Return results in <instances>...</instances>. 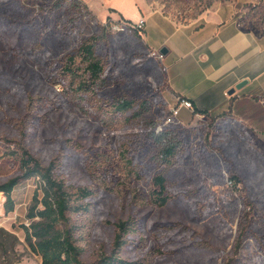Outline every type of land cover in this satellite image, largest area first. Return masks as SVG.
I'll return each mask as SVG.
<instances>
[{"label":"rangeland","instance_id":"obj_1","mask_svg":"<svg viewBox=\"0 0 264 264\" xmlns=\"http://www.w3.org/2000/svg\"><path fill=\"white\" fill-rule=\"evenodd\" d=\"M146 1L183 22L198 18L210 2L231 3L240 23L264 33V0ZM104 3L115 6L108 9L112 19L90 10L84 0H0V184L20 174V162L8 152L22 143L45 165L54 161L57 174L66 182L95 188L96 195L91 199L95 214L71 215L77 225L76 243L82 247L81 264H98L114 253L132 264H225L235 258L242 264H264V109H255L253 119L248 121L251 126L225 118L210 125V118L196 111L185 118L179 114L175 123L166 124L170 107L178 100L168 90L162 59L151 53L160 48L154 41L157 27L162 25L160 12L149 16L145 0ZM118 11L128 12L129 19L122 18ZM134 16L137 19H132ZM145 16L151 28L149 43L154 49L143 39L145 29L139 31L140 36L110 26L117 20L134 25ZM14 29L21 30L23 37L13 33ZM87 38H98L114 57L115 64L105 73L103 94L148 100L147 111L140 118L119 123L126 124L123 128L112 129L86 113L83 104L62 94L64 82L49 80L45 61L77 49ZM29 96L43 102L30 110L31 116ZM160 127L177 129L183 140L188 139L186 130L191 128L197 129L201 137L209 135L213 147L222 150L241 178L237 184L230 183L233 172L222 154L199 148L192 150V158L184 167L169 171L172 181L182 185L185 178L201 170L218 195L227 187H235L243 196L230 201L221 215H208L198 221L196 197L182 195L183 189L195 187L194 183L182 189L176 186L177 196L164 206L137 199L151 188L156 172L155 166L149 167L145 160L144 178L133 183V191L117 186L113 189L110 181L97 184L90 160L95 148L111 146L117 150L119 142L129 138L121 135L130 132L138 133L131 137L138 148L143 134ZM68 139L73 142L67 143ZM75 141L85 146L86 155L72 147ZM36 190L41 195L39 177L22 180L13 189L11 210L0 190V264H43L42 255L34 249L24 228L31 222L27 213ZM246 215L259 238L248 233L238 242ZM132 220L139 221L138 226L125 233L124 244L115 251L113 223ZM167 221L182 223L188 230H167L158 224ZM193 230L198 233L195 239L190 233ZM205 241L213 245V251L199 246Z\"/></svg>","mask_w":264,"mask_h":264},{"label":"trees","instance_id":"obj_2","mask_svg":"<svg viewBox=\"0 0 264 264\" xmlns=\"http://www.w3.org/2000/svg\"><path fill=\"white\" fill-rule=\"evenodd\" d=\"M134 32L141 36L139 31ZM13 33L19 38L23 37L21 30L14 29ZM40 47L42 48L43 45ZM45 62L50 75L49 80L52 83L64 82L62 94L65 97H70L77 104H83L81 107L84 109L82 110L96 116L112 129L125 127L126 124L120 126L118 124L125 123L131 118H140L147 111V99L131 100L122 96L103 94L106 70L115 64V61L111 50L108 47H103L98 38H87L77 49L65 53L60 58L48 59ZM39 100L37 97H28L27 106L30 116L32 115L30 110L43 103ZM195 110L210 118V125H214L220 118L238 119L233 114L231 107L216 116H212L207 111ZM110 120L116 122L112 124ZM186 131L188 139L183 140L177 129L151 130L143 134L144 138L139 142L138 148L137 142L131 139L138 133L130 132L121 135V137L129 138L120 141L117 150L111 146L95 148L94 155L90 157L95 170L94 180L97 184L110 181L109 183L113 184V189L117 186L119 190L133 191L131 189L133 183L144 178V162L146 161L149 167L155 166L156 172L152 178L151 188L138 197V200L164 206L177 196L174 193L176 186L182 189L186 185L194 183L196 186L184 188L182 195L186 198L196 197L194 200L195 219L201 221L208 215H221V210L230 201H235L240 195L243 196L236 192L235 187H227L221 195H218L212 185L207 183L204 172L201 170L196 171L192 178H185L182 185H177V182L170 179L169 171L174 167H184L189 158H192L194 150L199 148H203L207 152L218 150L211 144L209 135L201 137L197 129L194 128ZM71 141L68 139L66 142ZM73 144L75 145L72 147L77 151L84 154L87 152L83 144L76 141ZM16 146L17 149H9L8 153L20 162V174L0 184V190L6 195L7 208L9 210L14 208L12 192L16 185L22 180L39 177L42 193L40 195L36 190L33 203L28 210L27 216L31 222L29 225H24L27 237L34 249L42 255L43 264H81L82 247L76 243L77 225L72 222L71 215L95 214V204L91 199L95 197L96 189L66 182L57 174L55 170L57 166L54 161L45 165L22 143H17ZM186 150L188 151L186 152ZM218 151L233 172L230 181L232 183L235 181L236 184L241 182V178L232 169V162L222 150ZM142 160L143 162H141ZM242 192L244 193V191ZM138 224L139 221L135 220L113 223L115 251L124 244L125 233L130 228L137 227ZM158 224L167 230L176 227H179L181 232L188 230L186 225L179 222L167 221ZM241 226L238 242H241L248 233L258 237V233L251 226V219L248 215L245 217V223ZM190 233L193 239L198 235L194 230ZM199 246L208 251L214 250L213 245L206 241L200 243ZM240 262V259L235 258L233 261L228 259L225 264H239ZM98 264L132 263L114 253L101 259Z\"/></svg>","mask_w":264,"mask_h":264},{"label":"crops","instance_id":"obj_3","mask_svg":"<svg viewBox=\"0 0 264 264\" xmlns=\"http://www.w3.org/2000/svg\"><path fill=\"white\" fill-rule=\"evenodd\" d=\"M84 2L99 16L104 13L112 19L108 9L115 7L113 4L106 6L104 0ZM145 3L149 16L157 11L161 14L162 25L157 27L154 41L159 49L168 48L162 59L168 90L174 100L184 97L194 104V110L182 107L181 117L190 116L195 109L217 115L231 107L238 117L236 121L251 126L248 121L253 119L255 109H264V33L240 23L231 3L211 4L190 22L166 14L150 1ZM118 12L122 18L128 15L126 11ZM144 19L143 39L154 49L149 43L151 30L146 16ZM245 79L248 82L237 88ZM234 87L236 90L230 93Z\"/></svg>","mask_w":264,"mask_h":264},{"label":"built area","instance_id":"obj_4","mask_svg":"<svg viewBox=\"0 0 264 264\" xmlns=\"http://www.w3.org/2000/svg\"><path fill=\"white\" fill-rule=\"evenodd\" d=\"M111 28L113 30L116 31H125V30H132V31H141L142 29L144 30L145 26H146V20L144 18H141L136 24L134 25H130L129 23L123 21V20H117V21H113L112 24L110 25ZM152 55L159 57L161 59H163L164 54L159 50H153ZM182 107H188L192 110H194V104L193 102L188 99V98H184V97H178V104L174 105L172 107H170V110L167 114L165 123H175V121L178 119L179 114L181 112V108ZM201 116H203V114L199 113ZM163 128H157V131L162 130ZM230 183H232L230 181Z\"/></svg>","mask_w":264,"mask_h":264},{"label":"water","instance_id":"obj_5","mask_svg":"<svg viewBox=\"0 0 264 264\" xmlns=\"http://www.w3.org/2000/svg\"><path fill=\"white\" fill-rule=\"evenodd\" d=\"M160 51H161L163 54H166V53L168 52V48H167V47H162V48L160 49ZM247 82H248L247 79L242 80V81H240V82L236 85V87H237V88H242ZM236 87L232 88L229 92H230V93H233V92L236 90Z\"/></svg>","mask_w":264,"mask_h":264}]
</instances>
